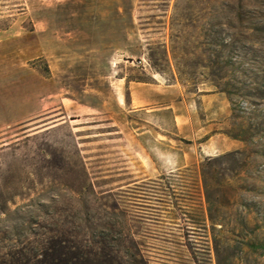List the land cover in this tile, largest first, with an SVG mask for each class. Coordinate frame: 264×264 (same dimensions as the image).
I'll return each mask as SVG.
<instances>
[{"label": "rangeland", "instance_id": "rangeland-1", "mask_svg": "<svg viewBox=\"0 0 264 264\" xmlns=\"http://www.w3.org/2000/svg\"><path fill=\"white\" fill-rule=\"evenodd\" d=\"M200 7L210 12L197 0H0V26L15 16L0 41V203L12 200L0 213V264H38L52 237L125 215L157 264H187L189 246L199 264H217L218 234L229 242L221 264H264V140L226 135L228 97L179 65L183 43L171 48L177 35L194 41L185 24ZM245 13L264 26V0ZM255 35L264 56V27ZM257 102L244 105L263 119ZM236 150L243 164H206L232 185L218 209V188L209 204L196 166ZM218 213L228 228L239 217L247 226L219 232Z\"/></svg>", "mask_w": 264, "mask_h": 264}, {"label": "trees", "instance_id": "trees-1", "mask_svg": "<svg viewBox=\"0 0 264 264\" xmlns=\"http://www.w3.org/2000/svg\"><path fill=\"white\" fill-rule=\"evenodd\" d=\"M251 1L197 0L198 3H208L211 7L210 12L205 11L206 7H200L191 23L185 24L194 28V41L187 39L186 36L177 35L182 41L172 39L171 46L175 49L177 44L183 43L181 49L185 56L180 57L179 65L185 68L193 67L204 77L203 80L226 94L231 104V122L230 128L224 130V133L247 143H254L257 135L264 140V118L260 119L261 114L249 116L248 108L244 105L248 101L255 107L259 105L258 100L264 101V75L261 77L253 70L260 69L256 64L262 65L260 61L261 58L264 59V56L258 55L260 50L257 49V46L263 45V42L257 40L255 35L264 26L253 16L246 15L245 6L251 4ZM14 17L10 16L8 23L0 26V30L8 29ZM224 27L233 32L226 33ZM223 33H226L227 37H224ZM164 49L167 54L165 60L170 65L166 45ZM188 55H193L195 59L192 64L184 58ZM173 58L177 59L175 53ZM260 70L264 71V69ZM196 89H199L198 84ZM28 139L29 137L26 140ZM7 146L10 147L11 144ZM262 151L264 154V149ZM242 154L243 152L239 150L226 152L215 157H207L196 166L197 184L203 189L209 204L212 202L211 189L218 188L216 199L218 209L225 207L231 201L228 198L227 187L232 185L224 178L221 183L215 175L220 172H213L212 175L211 169L207 170L206 164L230 159L235 163L243 164ZM228 170L230 169L223 167L224 176L229 174ZM181 173L182 170L173 175ZM9 201L12 200H8L5 204L0 203V213H5ZM89 207L91 208L90 205ZM210 218L214 228L219 232L237 233L247 226L246 220L242 217L236 218L233 228H228L224 214L218 213L216 217L210 215ZM127 224L126 215L119 221L110 217H101L98 220L88 218L85 222L86 230L82 233L73 234L65 239L52 237L48 243L41 244L43 253L41 258L37 259L38 264H157L158 260L141 249L137 236L126 230ZM228 244L223 234L214 235L212 247L217 264H221V251ZM250 245L257 247L255 243ZM188 252L190 255L184 256V261L187 264H199L200 260L192 247H188Z\"/></svg>", "mask_w": 264, "mask_h": 264}, {"label": "crops", "instance_id": "crops-1", "mask_svg": "<svg viewBox=\"0 0 264 264\" xmlns=\"http://www.w3.org/2000/svg\"><path fill=\"white\" fill-rule=\"evenodd\" d=\"M5 31H8V30L0 31V41H2V32H5Z\"/></svg>", "mask_w": 264, "mask_h": 264}]
</instances>
